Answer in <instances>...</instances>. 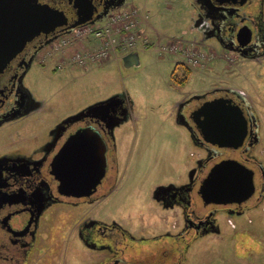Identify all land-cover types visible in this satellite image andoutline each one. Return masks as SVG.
Listing matches in <instances>:
<instances>
[{
    "label": "flooded vegetation",
    "instance_id": "af4514ba",
    "mask_svg": "<svg viewBox=\"0 0 264 264\" xmlns=\"http://www.w3.org/2000/svg\"><path fill=\"white\" fill-rule=\"evenodd\" d=\"M39 1L69 9L73 14L70 22L88 15L92 19L103 18L112 9L128 2ZM80 5H90L91 10L80 15ZM192 6L195 9L191 17L194 22L192 28L197 32L199 44L205 43L209 37L217 40L227 51L237 52L243 57L264 56V0H248L244 4L232 0L223 3L219 0H195ZM245 25L250 27L251 41L241 47L236 35ZM60 31L58 28L49 34L35 36L0 73V129L25 120L43 108V103L34 97L26 84V78L46 42L54 35L58 37ZM222 38L224 44L220 42ZM220 97L233 99L248 120V131L239 147L206 142L192 120L193 112L204 102ZM176 108V122L190 126L185 127L195 146L191 151L192 165L188 177L154 187L152 200L157 209L154 215L156 223H152L151 215L145 214L141 208L133 221L132 214L124 215L126 223L119 222L117 217L104 220L99 216L82 214L72 229L76 242L78 239L82 246L75 245L82 247L85 255L80 264H190L202 243L213 244L215 241L226 247L234 244L236 251L237 247L246 249L249 252L246 264H260L251 256L245 238L248 234L243 232V237L237 238L244 226L235 218L250 210L264 208V161L260 158L264 152L260 150L256 154L257 146H264V112L256 110L253 98L246 91L231 87H215L202 93L188 94L176 103ZM84 110L59 120L47 130V134L30 129L26 136L19 134L24 139L22 145L0 153V264L41 263L45 250L41 244L42 229L49 215L62 205L101 207L115 195L120 172L118 129L133 119L132 104L119 97L98 108ZM88 125L100 131L107 145L105 174L91 192L86 189L83 195L69 194L71 191L63 192L60 187L54 160L67 139L78 128ZM224 159H235L254 171L255 192L247 200L219 202L202 194L201 186L211 168ZM128 221L132 223L129 225ZM229 226L235 228V235ZM261 244L262 251L264 239Z\"/></svg>",
    "mask_w": 264,
    "mask_h": 264
},
{
    "label": "rangeland",
    "instance_id": "374dc122",
    "mask_svg": "<svg viewBox=\"0 0 264 264\" xmlns=\"http://www.w3.org/2000/svg\"><path fill=\"white\" fill-rule=\"evenodd\" d=\"M194 1L128 0L129 4L139 8L141 18L148 16L142 23L146 41L140 40L136 50L139 64L126 65L123 59L111 56L109 61L93 63L89 68L77 66L58 70L53 68L51 58L42 62V55L50 45L39 52L26 84L44 106L25 120L0 129V153L21 146L24 139L19 134L26 136L29 129L47 134L59 120L109 98L128 99L133 107V119L118 129L120 172L115 195L101 207L62 205L50 213L42 229L41 244L45 250L39 264H80L85 255L82 247L75 245L82 246L78 239L76 242L72 229L82 214L104 220L117 217L119 222L126 223L124 215L132 214L133 221L141 208L151 215L152 223L157 222L154 216L157 209L152 200L154 187L187 178L192 165L190 156L195 146L186 127L175 119L176 103L183 97L215 87L242 89L253 98L256 110L264 112V56L243 57L227 51L214 38L199 44L197 32L192 28ZM72 36V33L62 35L63 38ZM83 41L92 47L99 43L93 36L84 37ZM173 44L177 45V52L171 50ZM181 46L198 49L199 54L205 53L207 58L200 59V65L193 66L187 80L179 84L172 76L173 72L179 62L188 60ZM232 56H235L234 60H231ZM260 150L264 152V146H257L256 154ZM260 158L264 161V154ZM263 209H253L235 218L244 226L237 238H242L243 232L248 234L245 238L251 256L260 264H264V250L261 251ZM229 227L235 235V228ZM237 249L234 244L226 247L219 241L202 243L190 264H246L249 252Z\"/></svg>",
    "mask_w": 264,
    "mask_h": 264
},
{
    "label": "water",
    "instance_id": "95a60500",
    "mask_svg": "<svg viewBox=\"0 0 264 264\" xmlns=\"http://www.w3.org/2000/svg\"><path fill=\"white\" fill-rule=\"evenodd\" d=\"M227 1L230 0H219L221 3ZM232 1L244 4L248 0ZM80 10L81 15L86 10L90 11L91 6L80 5ZM72 19L69 9L53 7L39 0H0V73L38 34H49L58 28L66 33L71 28L95 21L91 15L70 22ZM236 36L241 47H245L251 41L250 27L243 26ZM220 42L224 44V39ZM123 61L126 65L139 64L138 52L125 54ZM117 98H109L85 110L98 108ZM192 120L206 142L223 147H239L249 127L241 106L224 97L204 102L193 112ZM185 126L190 127L188 124ZM106 146L100 131L91 125L78 128L67 139L54 160L63 192L67 189L71 191L69 194L83 195L86 189L91 192L105 174ZM201 192L207 199L219 202L247 200L255 192L254 171L235 159H224L211 168Z\"/></svg>",
    "mask_w": 264,
    "mask_h": 264
},
{
    "label": "built area",
    "instance_id": "2783aa9c",
    "mask_svg": "<svg viewBox=\"0 0 264 264\" xmlns=\"http://www.w3.org/2000/svg\"><path fill=\"white\" fill-rule=\"evenodd\" d=\"M139 9L135 6L125 5L119 9L112 10L108 16L98 20L96 23L87 24L74 28L72 38H58L42 57L46 60L53 54L60 53L62 57L58 67L69 64H77L87 68L93 63L104 62L115 56L116 59L126 52L135 51L140 40L146 41L144 32L140 29ZM97 24L96 26H94ZM93 36L99 39L97 46L92 47L83 41L84 37ZM175 46L171 47L174 51ZM187 58L193 65L198 64L200 59L206 55L199 52L186 50ZM66 54H68L66 56Z\"/></svg>",
    "mask_w": 264,
    "mask_h": 264
},
{
    "label": "trees",
    "instance_id": "16d2710c",
    "mask_svg": "<svg viewBox=\"0 0 264 264\" xmlns=\"http://www.w3.org/2000/svg\"><path fill=\"white\" fill-rule=\"evenodd\" d=\"M181 69H184L185 70V73H184V70H181ZM190 67L186 66L185 64L179 62L178 65L176 66L174 72H173V75L175 80L178 82V83H183L187 80V78L189 77V73H190ZM186 74V75H185ZM185 75V76H184ZM183 76L185 78H183Z\"/></svg>",
    "mask_w": 264,
    "mask_h": 264
},
{
    "label": "crops",
    "instance_id": "0c3cea01",
    "mask_svg": "<svg viewBox=\"0 0 264 264\" xmlns=\"http://www.w3.org/2000/svg\"><path fill=\"white\" fill-rule=\"evenodd\" d=\"M57 59L55 58V59H53L52 60V62H54V61H56ZM78 65L77 64H70V65H68V66H66L65 67V69H67L68 67H69V69H71V68H75V67H77ZM53 68H54V63H53ZM55 69V68H54Z\"/></svg>",
    "mask_w": 264,
    "mask_h": 264
}]
</instances>
